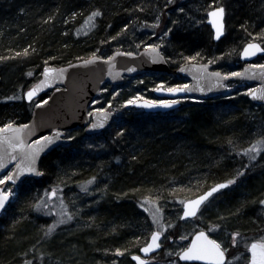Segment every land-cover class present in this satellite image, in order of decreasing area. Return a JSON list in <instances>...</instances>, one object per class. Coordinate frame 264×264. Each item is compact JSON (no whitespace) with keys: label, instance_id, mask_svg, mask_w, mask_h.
Instances as JSON below:
<instances>
[{"label":"trees","instance_id":"1","mask_svg":"<svg viewBox=\"0 0 264 264\" xmlns=\"http://www.w3.org/2000/svg\"><path fill=\"white\" fill-rule=\"evenodd\" d=\"M245 1L227 7L224 36L214 43L203 21L218 0H0V128L29 121L33 107L9 97L38 82L44 65L64 67L91 56L108 58L158 45L169 66L164 73L126 80L143 79L148 84L141 89L105 86L95 107L121 113L111 127L89 137L80 128L69 130V144L42 159V178L26 179L0 218V264H49L51 259L60 264H134L130 255L138 253L151 232L144 202L161 208L172 225L168 237L179 239L182 201L233 178L236 182L204 207L222 193L211 224L224 225L229 235L238 232L244 239L254 234L261 224L256 210L264 170L255 177L245 168L251 160L244 150L264 137V106H255L242 92L209 101L187 99L165 113L123 107L130 99L153 97L150 92L157 85L185 86L174 71L187 62L211 61L216 70L230 73L239 67L228 62H239L244 45L264 47V0ZM97 11L100 15L93 17ZM157 17L159 26L154 27ZM101 143L105 146L100 149ZM92 177L101 198L78 208L73 225L49 238L40 219L38 227L33 224L39 190L62 187L69 203ZM189 240H181L171 256ZM166 259L158 264L171 257Z\"/></svg>","mask_w":264,"mask_h":264},{"label":"water","instance_id":"2","mask_svg":"<svg viewBox=\"0 0 264 264\" xmlns=\"http://www.w3.org/2000/svg\"><path fill=\"white\" fill-rule=\"evenodd\" d=\"M215 9H211L206 13L207 18L205 20V25L210 27L213 38L215 36V29L210 23L211 18L209 17L208 13ZM214 41L217 42L219 40L214 38ZM246 45L243 46V49ZM243 49L240 51L239 61L245 63V65L241 67V71L239 72L240 75L226 76L219 71L220 75L216 76L213 74L217 73L218 71L212 70L208 63H186L174 71L177 75L185 79V81L187 80L188 84H186V87L184 86V91L173 93L169 92L166 88L158 87L153 93V95H155L160 101H177V103L172 104V106L168 108L162 106L144 108L140 107L139 105H142L145 100H138L136 104H132L129 107L149 114L174 111L176 108L180 107L181 100L194 99L196 101H209L218 99L227 93V85H230V83L233 82L239 84L246 83L250 86H254L252 89H255L257 93L260 94L261 90H264V69L253 67L254 65L252 62L257 58H262L264 56V51H257L255 55L244 57L242 55ZM158 51L160 53L159 56H157L156 53L151 50V48L147 47L136 53L130 52L132 55H127V52L119 51L114 52L106 59L99 56H91L86 58V60L76 61L75 63L64 65V67L44 65L39 81L33 84L30 88L26 89L22 95V100L26 104H33V102L37 101L44 95H47V98L45 99L47 103H39L34 105L29 121L23 124L27 125V128H22L20 132L21 139L24 143V148L22 150L17 149L15 152H13L12 149L6 144L0 145V157H3L4 163L6 165L4 169H0V178L8 173L14 172L16 165L22 162L24 152H30L33 148L44 145L46 142L40 140V138L43 136H55L57 133L61 134L58 140L45 147L44 150L39 153V156L35 162V167L39 172H41L40 163L43 158L56 151L61 146H67L69 144V139L66 138L67 131L80 128L85 131V134L88 137L99 135L101 132L107 131L113 122L114 112L99 110L89 115V105L98 98L102 92V89L106 85L117 87L120 86V84H122L125 79L142 77V75L153 72H167L169 70L168 63L165 61V57L160 51V48H158ZM182 68L184 71H181ZM45 69L50 70L48 75H45ZM34 88L37 89V93L35 96H33L32 100L29 101L27 99V93ZM247 99L252 104L254 103L256 105H264V99H253L250 92L247 95ZM100 123H103V127H91L92 124L99 125ZM12 126L13 128H19L21 125L12 124ZM1 128H4V126ZM12 136L13 133L9 130L0 132V138ZM37 140H40V145L35 143ZM10 153L15 155L17 159L11 160L9 158ZM40 178L41 175L25 172L19 177V179H17L15 184H12L11 181H7V183L15 188L21 185L26 179L37 180ZM217 184L221 183L213 184V186L204 190L202 194L209 191ZM224 189H220L219 191L213 193V195L223 191ZM0 190L3 189L0 188ZM200 195L192 197L191 199L185 200L183 202L186 203L189 200H194ZM213 195L209 197L208 200L211 199ZM208 200L201 204L198 213L203 209V206ZM11 202L12 200L10 196L9 200L5 204L4 209H0V217L5 213L6 208ZM181 204L182 205L179 214L180 217L184 212V203ZM198 213L197 216L199 215ZM195 218H180V220L192 221ZM199 231L193 233L186 246L191 244L195 233H198ZM151 235L152 233L149 235L148 241L139 248L138 253L130 255V260L134 264H138V261L134 260L133 256L141 257V259H143L146 264H148L149 261H147V259L161 251V246L160 248L149 253H144L141 250L151 241ZM209 238L211 237L209 236ZM162 239L163 238L161 235L159 240L160 245ZM247 252L249 256L247 264H250L251 253L249 251V247ZM176 259L179 264H205L203 261H184L181 260L178 255ZM227 259L228 257H226L225 264L227 263Z\"/></svg>","mask_w":264,"mask_h":264},{"label":"snow or ice","instance_id":"3","mask_svg":"<svg viewBox=\"0 0 264 264\" xmlns=\"http://www.w3.org/2000/svg\"><path fill=\"white\" fill-rule=\"evenodd\" d=\"M183 11V9H181ZM224 14L225 9L223 7L216 8L215 10L208 13L210 19V23L212 24V27L215 29V36L214 38L216 40H220L221 37L224 35L225 32V24H224ZM100 15V13L94 12L92 14L93 17ZM91 19V17H90ZM154 27L159 26V17H157V22ZM171 31V29H169ZM167 35V33H165ZM149 48L153 52L156 53L157 56L160 55L158 48V45H149ZM257 51H264V47H261L258 43H248L245 48L243 49L242 55L244 57H248L251 55H255ZM127 55H132V53H127ZM199 53H197V56ZM189 60H194L196 57H188ZM211 62V61H210ZM253 67H259L264 69V65H254ZM49 69H45V75L49 74ZM181 71H184L182 68ZM31 75V73H29ZM213 75L219 76L220 73H214ZM232 76L240 75L239 73H231ZM186 87V86H185ZM185 88L181 86H177L176 88H169V92H181L184 91ZM250 94L252 95L253 99H264V90H261V93L258 94L255 89L249 90ZM37 93V89H32L28 91L27 93V99L29 101L32 100L33 96H35ZM16 97H9V99H15ZM142 99L141 97H136L133 99H130L126 101L127 104L132 105L136 104L137 100ZM44 103H47V101H43ZM177 103V101H151V100H145L142 105H139L140 107L144 108H153L156 106H162L165 108L171 107L172 104ZM91 115V113L89 114ZM92 128L96 127H103V123L92 124ZM22 128H27V125H21L19 128H13L12 124H7L4 126V128H0V132H4L5 130H9L13 133L12 137H3L0 138V145L6 144L9 148L12 149L13 152H15L17 149L22 150L24 148L23 140L21 139L20 132ZM60 133H57L55 136H43L40 138V140L45 141L46 143L42 146H39L37 148H33L30 152H24L22 157V162L18 163L16 165V169L14 172L8 173L7 175L3 176V178H0V184H5L7 181H11L12 184H15L17 179L21 175H23L25 172L27 173H34L35 175H43V173L39 172L35 167L36 159L39 156V153L44 150L45 147L48 145L53 144L56 140L60 138ZM71 139V137H69ZM40 140L35 141L37 145H40ZM264 151V137H262L260 140L256 141L255 144L249 149L244 150L245 155H250L251 160H255L256 156L260 154V152ZM9 158L11 160L17 159L15 155L9 154ZM6 167L3 157H0V169H4ZM243 175V172H238L237 176ZM96 180V177H92V179L88 180L86 182V185L82 187V191L87 192L88 188L87 185H90L94 183ZM235 178L230 179L226 181L225 183L217 184L215 187L211 188L209 191L205 192L204 194L200 195L194 200H189L186 203H184V212L183 215L180 217L181 219H187V218H195L197 217V213L200 209L201 204H203L206 200H208L209 197L213 195V193L219 191L220 189L227 188L229 185L234 184ZM12 195V190H0V209H4L5 204L9 200V197ZM49 198L54 197L56 195V190L53 189L51 193L48 194ZM147 199V198H146ZM261 204H264V200L260 201ZM61 204H63V201H61ZM39 207V206H38ZM143 207V205H142ZM146 211L148 209H145ZM159 211V209H157ZM60 216V219L55 221L52 225H49L47 228V232L45 235H51L55 228L59 224L66 223L67 221L72 219V214L67 210V208H63V210L58 213ZM66 217V219H65ZM153 223L159 224V220L155 214H153ZM172 225H169L171 227ZM219 228V225H213L210 230H215ZM163 233L161 231H155L151 235V241L141 250L144 253L152 252L155 249L160 248V237ZM239 236V233H233L232 239H233V245L236 244V237ZM181 240L187 239L186 236H181ZM249 251L251 253V262L250 264H264V239L256 242H252L249 246ZM226 250L222 248V245L220 242H218L215 239L209 238V236L206 234L205 231H199L198 233H195L194 238L191 241V244L184 247L183 250L177 255L181 260L184 261H203L205 264H225L226 257H225ZM117 254H123L120 249H117ZM133 259L138 261V264H146V262L141 259L139 256H133ZM26 264H30V262H26Z\"/></svg>","mask_w":264,"mask_h":264},{"label":"rangeland","instance_id":"4","mask_svg":"<svg viewBox=\"0 0 264 264\" xmlns=\"http://www.w3.org/2000/svg\"><path fill=\"white\" fill-rule=\"evenodd\" d=\"M222 2V3H221ZM230 2V0H218L217 6H221L225 9V19L227 18V7H228V3ZM207 16L205 15V19L206 20ZM203 21V22H204ZM149 47V46H147ZM228 64L230 65H237L238 63L235 62H228ZM253 65H262L264 64V60L263 59H256L252 62ZM148 83H145L144 80H137V81H133V82H128L126 81L123 85L124 88H122L123 90L127 91V92H131V89H141L142 86L147 85ZM159 85L153 87V89L157 88ZM248 86V88H247ZM252 88V86H249L247 84L244 83H230V85H227L226 87V95L225 96H231V94H242L245 93L247 94L249 92V90ZM153 89L151 90V94L153 92ZM26 91V90H25ZM25 91H19L16 93L15 95V99H20L22 100V95ZM20 93V94H19ZM47 98V96H44V98L42 99H38L37 101L33 102V104H28L31 105L33 107V105L36 104H41L44 103L43 101H45V99ZM151 98V97H150ZM23 101V100H22ZM153 101H157V99H154ZM100 103H102V100L99 101ZM106 102V101H105ZM104 102V103H105ZM96 102L95 100L90 104V108L88 111V114L93 113L95 111H99V110H105V111H113L114 112V118H117V116H120V112L116 111L115 109L112 108H105V109H101V108H96ZM95 107V108H94ZM123 107L125 108H130L129 104L124 103ZM32 109V108H31ZM260 140V139H259ZM258 141V140H256ZM256 141L254 143H252L248 148L249 149L253 146V144L256 143ZM105 146V143H101L100 144V149L103 148ZM251 153L249 155H247L248 157H250ZM248 157H246L248 159ZM251 160V159H250ZM264 161V151L260 152V154H258L256 156L255 160H251L246 162L245 164V168H247L250 171H258L260 172V168L262 167L261 162ZM259 168V169H258ZM256 170V171H255ZM7 175V174H6ZM5 176V175H4ZM3 178V177H1ZM85 185H81L80 187V191L78 193H75V195H73L70 199H69V203L68 201H66V199L64 198V191L62 189V187H57L55 185H49L48 187H45L42 190H39L37 192V194L35 195V204L32 206V210H33V217H32V221L33 224H36L38 221V219H40V223L42 222V224L40 225V229L43 228H48L49 225H52L55 221H57L58 219H60V216L58 215V213H60L63 208H67V210L72 214V219L67 221L66 223L63 224H59L56 228L55 231L51 234L52 236H54L53 234L56 233L58 230H60V228H64L65 227H69L71 225H73L74 221L76 220L74 218V213L77 212L76 210L78 208H81L82 206L84 207H88L91 205V203L99 200L101 198V196L99 194H97L93 189L94 186L93 184L87 185L88 191H82V187H84ZM232 186V184L230 185ZM0 188H2L3 190H8L11 189L12 190V195H11V200L12 203H15L16 201V196L18 195V193L20 192L19 187H12L11 185H9L7 182L5 184H0ZM55 189L56 190V195L54 197L49 198V193L52 192V190ZM222 195V193H219V195H217L216 197L213 198L211 204L207 205L206 207L203 208V210L199 213L198 217H196L195 219H193L192 221H183V224H181V228L180 231L181 234L179 236V239H173V238H169L167 235V231L169 229H171V227H169V224L166 223L165 221V217L163 216V211L161 210V208L154 202L147 200L146 202H144L143 205V209H148L146 211L147 216H149V220H150V227H151V232L149 233V235L155 231H161L163 234V242H162V253L161 255L152 257L150 260V264H158L161 263L163 258H167L168 257L171 259H169L170 262H168L167 264H179L177 259H176V254L178 253H173V257L174 259H172V251L175 250L176 248H179L181 246H178V243L182 242L180 237L181 236H186L188 238V236L191 238V236L193 235L194 232L199 231V230H206V232L208 234H210L213 239L217 240L218 242L221 243L222 248L226 250V255L228 257L227 263L226 264H247V256H246V251L248 248V244L251 242H256V241H260L262 239H264V204H261L260 201L264 200V192L262 193L260 199L258 200V210H256V212H258L261 215V224H259V227L257 228V230H255L254 234H252L251 236L248 237V239H244V237L242 236H237L236 237V244L233 245V239H232V235H229L227 230H226V226H221L219 224H214V225H219V228L215 229V230H210L212 228V224L210 222V219L212 220L211 214L216 213V205H218V200L219 197ZM61 201H63V204H61ZM39 206V207H38ZM157 209H159V211H157ZM6 212L0 217H5ZM153 214H155L159 220V224L153 223ZM66 219V217H65ZM221 220V219H220ZM210 225L207 227V225ZM206 225V228L203 229V226ZM37 226V224H36ZM38 227V226H37ZM47 232V230L45 231ZM61 234V233H60ZM51 235L48 237L50 238ZM166 259V260H167ZM49 264H60L59 260L56 259H51L48 261Z\"/></svg>","mask_w":264,"mask_h":264},{"label":"bare ground","instance_id":"5","mask_svg":"<svg viewBox=\"0 0 264 264\" xmlns=\"http://www.w3.org/2000/svg\"><path fill=\"white\" fill-rule=\"evenodd\" d=\"M242 2H246L245 0H241ZM235 2H236V0H230V2L228 3V6H231L232 4H235ZM217 7H221V6H217ZM204 25H205V21H204ZM205 26H207V25H205ZM208 27V26H207ZM209 29H210V27H209ZM210 32H211V30H210ZM211 37H212V32H211ZM212 39H213V42L214 43H217V42H215L214 41V38L212 37ZM261 47H263V46H261ZM161 51V50H160ZM162 52V51H161ZM163 54V53H162ZM100 57V56H99ZM264 57V56H263ZM239 58V57H238ZM104 59H106V58H104ZM240 59V58H239ZM263 59V58H262ZM256 60V59H255ZM166 61V60H165ZM227 62V61H226ZM226 62L225 61H223V62H221V63H223V64H226ZM187 63H194V62H187ZM197 63V62H196ZM210 66H211V69L212 70H215V71H220L223 75H226V76H230V74L231 73H239L240 71H241V67L243 66V65H245V63H242L241 61H239L238 62V64L236 65V66H238L239 68H236V69H233V71H231L230 73H227V72H224V71H222V70H216L215 68H214V66H213V64L212 63H210V62H207ZM207 63H202V64H207ZM186 64V63H185ZM184 64V65H185ZM176 74V73H175ZM146 75V74H145ZM177 75V74H176ZM179 76V75H178ZM182 78V77H181ZM127 80V79H126ZM126 80H124L123 81V83L122 84H120V86H124L123 84L126 82ZM185 80V79H184ZM187 81V80H186ZM233 83H235V82H233ZM186 84H188L187 82H186ZM244 84H246V83H244ZM248 85V84H247ZM109 86H111V85H106V87H109ZM120 86H117V87H115V86H112L113 88H119ZM186 86V85H185ZM250 86V85H249ZM182 87H184V86H182ZM254 86H252V88H253ZM251 88V89H252ZM167 89V88H166ZM249 93V92H248ZM248 93H247V95H248ZM226 95V94H225ZM224 95V96H225ZM224 96H221V97H224ZM139 100H151V101H153V99H151V98H149V97H147V98H143V99H139ZM190 100H194V99H190ZM214 100V99H213ZM138 101V100H137ZM157 101H158V99H157ZM160 101V100H159ZM181 101H184V100H181ZM180 101V102H181ZM194 101H196V100H194ZM254 104V103H253ZM255 106H257V107H263L264 105H256V104H254ZM130 106V105H129ZM32 114V113H31ZM147 114H149V113H147ZM31 117V116H30ZM259 169V168H258ZM264 170V168H260V172H258V171H256V172H254V175H255V177L256 176H258V175H261L262 174V171ZM42 176V175H41ZM42 178V177H41ZM40 178V179H41Z\"/></svg>","mask_w":264,"mask_h":264},{"label":"flooded vegetation","instance_id":"6","mask_svg":"<svg viewBox=\"0 0 264 264\" xmlns=\"http://www.w3.org/2000/svg\"><path fill=\"white\" fill-rule=\"evenodd\" d=\"M262 58H264V57H262ZM262 58H261V59H262ZM257 59H258V58H257ZM259 59H260V58H259ZM186 82H187V81H186ZM159 87H162V86H159ZM157 88H158V87H157ZM162 88H163V87H162ZM155 89H156V88H155ZM155 89H153V92H152V96H153V97H151V99H153V100H154V99H157L156 96L153 95ZM158 101H159V100H158ZM66 135H67V133H66ZM162 238H163V235H162ZM163 239H164V238H163ZM163 239H162V241H161V248H162V242H163ZM161 248H160V249H161ZM161 250H162V249H161ZM160 252H161V251H160ZM160 252H159V253H160ZM180 252H181V251H180ZM178 253H179V252H178ZM157 254H158V253H157ZM155 255H156V254H155ZM155 255H152V256H150V258L147 259V261H149L148 264H150V262H151L150 259H151L152 257H154ZM226 256H227V255H226ZM246 256H247V261H248V260H249V256H248V252H247V251H246ZM176 257H177V254H176ZM178 263H179V262H178Z\"/></svg>","mask_w":264,"mask_h":264}]
</instances>
